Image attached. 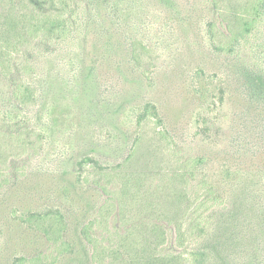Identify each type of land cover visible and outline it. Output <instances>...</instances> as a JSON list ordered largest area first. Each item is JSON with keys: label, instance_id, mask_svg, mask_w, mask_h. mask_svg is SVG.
I'll return each mask as SVG.
<instances>
[{"label": "rangeland", "instance_id": "rangeland-1", "mask_svg": "<svg viewBox=\"0 0 264 264\" xmlns=\"http://www.w3.org/2000/svg\"><path fill=\"white\" fill-rule=\"evenodd\" d=\"M47 1L40 13L61 12L65 26L54 41L25 38L29 59L12 61L15 82L33 95L19 103L0 76V264L47 246L21 219L44 212L64 217L76 246L60 264L84 259L77 229L90 222L100 264L127 227L149 241L140 231L160 225L166 239L155 254L181 252L187 201L173 198L183 185L172 173L189 154L205 157L206 178L227 204L208 226L207 264H264V0L232 52L211 34L208 0ZM239 2L218 0L225 12ZM13 9L33 6L0 0V15ZM146 105L152 118L139 123Z\"/></svg>", "mask_w": 264, "mask_h": 264}, {"label": "trees", "instance_id": "trees-1", "mask_svg": "<svg viewBox=\"0 0 264 264\" xmlns=\"http://www.w3.org/2000/svg\"><path fill=\"white\" fill-rule=\"evenodd\" d=\"M53 1L60 5L66 3V0H50L51 3ZM261 1L241 0L239 2L238 0L239 4L234 10L227 8L225 12L220 9L218 0H208L211 7L214 8L212 12L217 14L215 21L209 24L211 34L212 36L219 34L223 36V39H226L225 42H219V49L232 52L233 44L240 39H245L257 23ZM29 2L33 9L27 10V13L13 9L0 15V76L11 84L13 97L22 104L31 98L33 90L26 83L15 82L13 57L16 53H20L24 54L25 59H29V52H25L26 49L22 51L24 42L27 41L25 38H37L40 44L54 41L53 38L62 31L67 21L61 12L53 15H51L52 13H40L42 4L48 3L47 0H29ZM219 26L223 27L222 31H220ZM134 49L133 46V56L135 55ZM153 108L152 105H146L138 122L152 118L151 110ZM171 149L175 156L182 155V149L179 146H171ZM177 162L178 167L173 170L172 182H177L183 187H180V190H174L173 198L183 201L182 198L184 197V200L187 201V213L183 218L185 225L182 227L181 223L177 226L179 236L177 235L176 242L182 251H172L164 255L155 254L156 246L164 244L166 239L165 231L160 225L154 224L151 228L140 231L142 235L143 233L150 234L149 241H147L146 235H134L136 229L127 227L124 233L120 235L122 246L115 249L107 248V255L103 257L106 258V264H120L121 259L126 261L125 264H184L185 261L187 264H207V255H209L207 239L210 233L208 226L211 224L212 227L213 221L224 215L223 212L227 210V204L221 196L216 194L214 185L206 178L202 168L205 157L196 154L183 155L177 158ZM123 187L127 191L126 184ZM188 191L196 193V198L191 203ZM21 219L29 225H33L34 233L42 236L47 246L30 253V255L16 257L17 264H60L65 263L69 257H74L76 246L66 237L68 225L61 214L52 212L30 213L26 216L21 215ZM90 230H92V222L84 223L77 229V235L82 239V242H79L80 247H84L86 253L82 255L84 259H80V256L77 255V262L74 264H100L98 256L101 255L102 250L97 239L91 235ZM189 238L196 240L199 245L196 249L186 251ZM214 245H210V247L213 248ZM78 248L77 243V251Z\"/></svg>", "mask_w": 264, "mask_h": 264}]
</instances>
